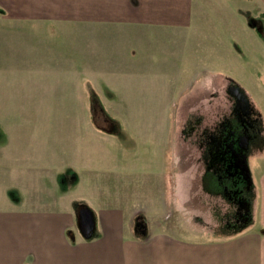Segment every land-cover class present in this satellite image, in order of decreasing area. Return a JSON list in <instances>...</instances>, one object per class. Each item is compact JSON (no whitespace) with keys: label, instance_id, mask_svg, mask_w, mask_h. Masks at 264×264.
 Returning a JSON list of instances; mask_svg holds the SVG:
<instances>
[{"label":"crops","instance_id":"crops-1","mask_svg":"<svg viewBox=\"0 0 264 264\" xmlns=\"http://www.w3.org/2000/svg\"><path fill=\"white\" fill-rule=\"evenodd\" d=\"M256 6L264 8V0H0V39L6 45L0 49V103L15 102V53L9 43L21 38L22 55L34 57V63L19 72H63L68 81L64 83L65 75L56 76L60 81L52 88L62 94V87H69L70 103L90 104L96 97L98 104H130L133 108L173 104L193 86L191 80L199 78L194 73H200L205 82L207 73L221 74L227 63L264 119V79H256L254 66L255 45L264 50L260 35L264 14H255ZM251 17L261 18V27L255 22L250 26ZM36 24L43 27L32 32L30 25ZM50 25L67 37L69 54L58 43H54L55 51L48 47ZM48 55L59 58L48 65ZM36 87L34 92L43 98V86ZM21 90L30 97L26 94L31 92L30 85ZM0 131L7 136L6 143L0 139V264H264V174L245 231L210 240L180 236L162 227L145 235L138 233L150 226L142 209L125 210L107 202L110 197L134 196L132 189L130 197L126 196L125 186L141 168L119 155V151H128L126 144L120 149L107 137L111 143L98 158L80 154L77 143L73 144L68 153L73 164L70 172L78 173L79 183L62 186L59 177L63 174L56 173L58 186L69 189L71 197L67 195L65 203L54 198L48 205L44 188L48 164L42 159L40 139L36 149H31L29 132L23 134L22 162L16 166L14 143L4 123ZM260 150L258 168L262 162L264 167V148ZM35 151L37 156L32 155ZM16 174L21 175L25 192L29 185L38 187L34 207L13 208L8 192ZM149 177L147 181L154 178L158 186L146 197L163 199L158 195L159 185L168 179L162 177L158 182L157 176ZM76 200L87 201L95 212L97 231L90 239L77 224Z\"/></svg>","mask_w":264,"mask_h":264},{"label":"rangeland","instance_id":"rangeland-1","mask_svg":"<svg viewBox=\"0 0 264 264\" xmlns=\"http://www.w3.org/2000/svg\"><path fill=\"white\" fill-rule=\"evenodd\" d=\"M262 13L264 14V8L256 6L255 14L261 16ZM250 21L252 24L250 26H253L255 22L261 27V18L251 17ZM30 26L32 32H38L39 27H43L38 24ZM33 26L37 27L33 29ZM46 32L48 47L51 51H55L54 43H58L61 46L60 49L64 50L65 54H69V41L65 34H61L52 25L47 27ZM260 35L264 41V27L260 30ZM18 39L9 43L15 53L16 69L15 78L12 80L15 87L13 93L15 102L0 103V124L4 123L7 127L8 139L11 144L14 143L13 164L16 166H20L22 162L23 134L29 132L31 149H36L37 146L34 147V145L37 139H40L42 159L45 158L48 164L46 177H44L48 205H51L49 202L54 198H60L65 203L68 197H71L67 194L69 189L58 186L59 175L63 174L59 177L62 186L73 187L79 183L78 173L70 172L73 168L72 162L68 159L71 146L77 143L80 154L86 156L89 153L98 158L101 157L103 149L108 146L106 144L111 143L107 137H111L114 139L111 140L112 143L120 145V149H123L126 144L128 151L118 152L121 158L129 163H136L141 170L136 171L129 180L127 179L126 196L130 197V189H132L133 197H120L118 200L110 197V201L107 202L110 206L125 210L142 209L146 214L144 221L150 226L149 230L139 229V234L143 231L145 235L150 234L151 229L162 227L179 232L180 236L210 240L227 237L247 229L245 223L252 216L255 197L257 198L260 194L259 180L264 174L263 162L258 168L256 157L257 154L261 156L260 149L264 148V119L253 98L248 94L249 91L234 79L229 64L224 63V71L221 74L207 73L205 82L200 73H194V76L199 78L192 79L193 86L185 89L186 94L173 104H139L134 105L135 108H133L130 104H98L99 100L96 97H92L90 104L70 103L69 87H62V94L56 93V89L52 88L55 82L60 81L56 79V76L64 77L63 72L48 70L41 73L33 70L19 72L28 70L29 63L32 65L34 63V57L28 54L22 55V40ZM3 47H6L5 42L0 39V49ZM254 53L255 77L260 82L264 79L262 46L259 47L256 44ZM47 58L49 65L53 63V59L59 57L48 55ZM249 63L250 61L247 64L251 68L252 65ZM47 67L52 70L54 68ZM63 81L64 83L68 81L66 75ZM39 84L45 86L41 87L44 91L43 98H38L39 93L34 92L38 89L35 86ZM29 85L31 92L26 94L30 97H25L21 87L28 89ZM237 91L248 101L252 116L257 119V124L262 126V136L258 137V134H254L245 152L248 166L241 167L243 175L250 183L249 189L244 192L248 203L247 208L243 209L248 210V217L243 219L244 222L237 221L238 219L234 216L233 202L229 195L223 192L225 186H232L231 179L207 170L212 159H230L227 147H230L228 141L230 142L232 125L229 127L228 119L237 103L235 98ZM28 98L31 102L24 103L23 101ZM35 99L43 101L34 102ZM134 109L138 112L134 113ZM121 115L122 118H118ZM1 138L5 142L6 132L0 131ZM88 146L91 147L92 152L88 151ZM0 153L3 154L2 151ZM32 155L37 156V152L35 151ZM32 155L31 163H35L36 157ZM240 157L245 163V155L240 154ZM15 172L19 170L16 169ZM58 172L60 174L55 175ZM149 175L157 176L158 182L162 181V177L165 181L168 179L167 183L159 185L158 195H162L163 199L146 197L152 191H156L158 186H154V178L150 182L147 181L148 178L151 179ZM21 180V175L16 174L14 187H11L8 192L9 196L5 192L3 196L12 198L14 209L34 207L37 202L36 192L39 189L29 185L25 192ZM67 195L69 196L65 198ZM86 202L75 201L78 226L79 211L76 203H79L82 208L92 210L95 214L93 208ZM96 225L95 221L94 228L90 230L91 234L97 231Z\"/></svg>","mask_w":264,"mask_h":264},{"label":"flooded vegetation","instance_id":"flooded-vegetation-1","mask_svg":"<svg viewBox=\"0 0 264 264\" xmlns=\"http://www.w3.org/2000/svg\"><path fill=\"white\" fill-rule=\"evenodd\" d=\"M235 93L237 103L228 119L229 127L232 125L230 142L228 141L230 147L225 146L229 151L230 159H212L207 170L231 179L232 186H225L223 192L229 195L235 207L234 216L238 219L237 221H240L248 217V210H243L247 208L248 204L244 192L249 189L250 184L248 178L243 175L241 167L245 166V163H243L240 154L246 155L245 152L248 150L254 134H258V137L262 136V126L257 124V119L252 116L248 101L240 92Z\"/></svg>","mask_w":264,"mask_h":264},{"label":"water","instance_id":"water-1","mask_svg":"<svg viewBox=\"0 0 264 264\" xmlns=\"http://www.w3.org/2000/svg\"><path fill=\"white\" fill-rule=\"evenodd\" d=\"M245 165L248 166L246 155H245ZM78 220H79L80 230L82 231V233H83L82 229L86 231H90L95 226V216L93 211L90 209H83L82 211H80L78 215Z\"/></svg>","mask_w":264,"mask_h":264},{"label":"trees","instance_id":"trees-1","mask_svg":"<svg viewBox=\"0 0 264 264\" xmlns=\"http://www.w3.org/2000/svg\"><path fill=\"white\" fill-rule=\"evenodd\" d=\"M76 204H78L77 210L79 212L82 211L83 209H88V208H85V207L82 208L79 203H76ZM82 230H83V233H84V237L87 238V239H90V238L94 237V235H95V233L94 234H91L90 231H86L84 229H82Z\"/></svg>","mask_w":264,"mask_h":264}]
</instances>
